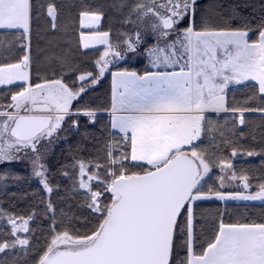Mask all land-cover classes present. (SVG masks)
Returning <instances> with one entry per match:
<instances>
[{"label":"snow or ice","instance_id":"6c2138e0","mask_svg":"<svg viewBox=\"0 0 264 264\" xmlns=\"http://www.w3.org/2000/svg\"><path fill=\"white\" fill-rule=\"evenodd\" d=\"M62 7L0 0V264H264V0Z\"/></svg>","mask_w":264,"mask_h":264},{"label":"trees","instance_id":"16d2710c","mask_svg":"<svg viewBox=\"0 0 264 264\" xmlns=\"http://www.w3.org/2000/svg\"><path fill=\"white\" fill-rule=\"evenodd\" d=\"M57 2L60 3L63 6L62 7V11L64 12V8H66L65 0H57ZM90 2H101L102 3V2H104V0H90ZM241 2H243V0H200V3L203 4V5H210V4L211 5H224L225 7H227L230 4L241 3ZM257 2H261V0H257ZM79 3H81V0H73L71 4L72 5H78ZM74 11H75L74 7L70 8L69 13H73ZM242 11L247 12V10H242ZM137 67L141 68L142 66H141V64H137ZM106 89L109 90V85L108 84L106 85ZM104 92H105V89H101L100 92L98 93V95L103 97ZM101 102H103V100H101ZM62 147H63V145L55 147L53 153L50 156V159L59 158L61 156ZM248 162H249V159H246L244 161V163H248ZM251 163L258 164L259 163V159L257 158L255 160H251ZM19 172L21 174H25V172L22 171V170L19 171ZM30 188H31V191H35L36 190L37 185H36L35 181H33V183L31 184ZM10 191H15L17 193L29 191V185H24L22 188H13V189H10ZM9 199L10 198L4 197L2 194H0V201H7ZM11 203L17 205L16 210L25 209L26 207L29 206L26 201L19 200V199L12 200ZM4 206L5 207H9L10 205L6 202ZM256 208H257V211H259V205H257Z\"/></svg>","mask_w":264,"mask_h":264},{"label":"rangeland","instance_id":"374dc122","mask_svg":"<svg viewBox=\"0 0 264 264\" xmlns=\"http://www.w3.org/2000/svg\"><path fill=\"white\" fill-rule=\"evenodd\" d=\"M71 1V2H70ZM72 1L73 0H65V5H66V8H64V12L65 13H69V10H70V8H73L74 7V5H72L71 3H72ZM69 9V10H68ZM18 171H24V169L23 168H18L17 169ZM25 172V171H24Z\"/></svg>","mask_w":264,"mask_h":264},{"label":"crops","instance_id":"0c3cea01","mask_svg":"<svg viewBox=\"0 0 264 264\" xmlns=\"http://www.w3.org/2000/svg\"><path fill=\"white\" fill-rule=\"evenodd\" d=\"M141 66L143 67V64H141ZM108 85H109V91H110V78H109V83H108Z\"/></svg>","mask_w":264,"mask_h":264}]
</instances>
